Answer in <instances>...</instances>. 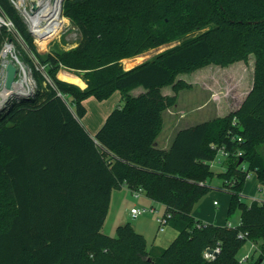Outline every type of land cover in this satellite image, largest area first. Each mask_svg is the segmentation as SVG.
<instances>
[{
  "label": "trees",
  "instance_id": "obj_1",
  "mask_svg": "<svg viewBox=\"0 0 264 264\" xmlns=\"http://www.w3.org/2000/svg\"><path fill=\"white\" fill-rule=\"evenodd\" d=\"M0 14L15 27L1 28L0 53L14 43L36 82L32 93L0 107V264H242L249 241L260 251L247 264L264 262V200H242L250 173L264 186V0H65L80 41L48 53L38 51L10 0H0ZM251 55L253 87L238 110L180 129L168 149L156 147L164 112L187 88L179 74L248 63ZM136 57L126 66L141 64L126 70L122 61ZM61 69L81 73L87 87L60 80ZM116 92L124 105L93 138L81 123L84 101ZM222 149L228 155L216 175L211 166ZM215 176L231 197L228 218L240 212L235 228L193 215ZM123 186L165 207L178 232L167 248H149L130 222L115 237L103 233L113 191Z\"/></svg>",
  "mask_w": 264,
  "mask_h": 264
},
{
  "label": "rangeland",
  "instance_id": "obj_2",
  "mask_svg": "<svg viewBox=\"0 0 264 264\" xmlns=\"http://www.w3.org/2000/svg\"><path fill=\"white\" fill-rule=\"evenodd\" d=\"M62 16L66 20L62 32L59 33V31H56L55 33H53L49 38L51 41H49V39L41 42L35 41V45L39 52L48 53L54 49L70 50L78 45L80 41L79 30L71 23V21L67 17L64 16L63 8ZM176 44L177 43H172L168 46L147 52L143 55L145 56V58L141 63L148 61L153 56L162 53L166 49L171 48ZM14 56L18 58L21 65L20 67H16V80L24 77L27 80V89L30 91V93H32L36 88V82L32 76L31 69L22 61L17 46L14 43H10L9 46L3 48L0 53V97L4 93V87L2 85L4 78V66L7 62L12 61ZM252 58L254 60V56H252ZM122 62L123 65L128 69V67L126 66V61L124 62L123 60ZM211 65L212 64L199 67L193 69L192 71L181 73L178 75V78L185 85H187V88L182 90L183 92L180 94L182 109L186 111L187 115L184 119H182V122L179 123V127L181 128L186 127L187 123L196 125L210 121L212 120V118H214L213 116L215 115V112L213 110V104H210L211 100L209 99H212L215 93L211 88H209L211 86H208V84L206 83L209 81L208 67H210ZM80 74L81 73L79 72L70 71L68 69H61L58 77L60 80H69L71 83L79 86L80 88L82 87L83 89L86 86L85 82L81 79ZM218 76L219 82H215L217 92L215 101H218L220 106L222 104L227 105L230 101H236L238 104L244 99V97L252 87V71L250 68V62L246 64L243 70L235 69L234 71H229L228 74L226 73L225 75L221 74ZM169 89L172 90L171 87ZM141 91L143 90L140 89L138 91H135L134 94L137 95ZM114 95L115 93L109 99L103 101H99L95 97H89L88 99H86L84 102L87 108V113L86 116L82 119L83 124L95 123V121L98 122L103 116H105V114H107V119L111 106H116V100L121 97L119 92L118 94H116L117 96ZM220 101L222 102L220 103ZM1 102L2 101L0 100V107L3 104ZM122 105H124V102H122ZM223 109L224 108L221 109L223 111V113L220 114L221 116H218L216 119L224 118L227 116L228 111H224ZM170 111L172 112V114H169L168 112L166 113L167 124L170 123L171 119L179 118L181 115L178 113L176 114V110L171 109ZM165 132L163 135H165ZM211 148L217 149L216 145H212ZM259 149L261 154L264 156V142L260 144ZM219 158L220 156L216 158L211 166L216 175L223 171V167L218 163ZM222 184L223 180L217 176H215L210 181L212 190L198 202V204L194 208L193 215L196 219L202 221L205 224L224 226L225 224L231 223L234 227H237L241 222L240 212L237 211L232 217L228 218L227 213L231 197L226 190L217 189L218 187L222 186ZM260 188L261 186H259L256 174L250 173L244 185L242 198L243 202L247 205H251L254 201H263L264 186H262V190ZM152 206L157 209V212L155 214L146 213L138 217L137 219H133L130 217V210L132 207L139 209H150ZM164 214L165 207L162 204L149 199L144 193H141L136 198V196L127 191L125 192V194L120 196L118 201L113 204L111 212L110 214H108L109 217L108 219H106L107 222L106 224H104L105 227L103 229V233L108 236L115 237L117 227L130 222L135 230H137L139 226L141 230L146 232L145 238L148 242V247L151 248L152 239L160 233L158 230L159 223L157 222V217H163ZM120 220H124L122 221L124 223L118 225V222H120ZM254 244L258 247L257 253H259V244ZM253 252L254 250H252L251 246L247 244L242 249L240 256Z\"/></svg>",
  "mask_w": 264,
  "mask_h": 264
},
{
  "label": "crops",
  "instance_id": "obj_3",
  "mask_svg": "<svg viewBox=\"0 0 264 264\" xmlns=\"http://www.w3.org/2000/svg\"><path fill=\"white\" fill-rule=\"evenodd\" d=\"M252 56H254V55H251L250 56V60H249V62H250V68H251V71H252V87H253V73H254V63H255V56H254V60H253V58H252ZM137 58H139V57H136V58H133V59H128V60H124V62L125 61H135ZM139 64H141V63H139ZM139 64H135V65H133L132 67H130V68H126L125 66V69L126 70H129V69H131V68H133V67H135V66H137V65H139ZM246 64L247 63H245V62H236V63H234V64H232V65H230V66H228V67H222V66H218V65H214V64H212L210 67H208L209 68V72H208V74H209V81L208 82H206L207 84H208V86H211V87H209V88H211L212 89V91L215 93L214 95H213V97H212V99H209V100H211V102H210V104H213V110H214V112H215V115L213 116L214 118H212V120H214V119H216L218 116H221L220 114L221 113H223V111L221 110L222 108H224L223 110L225 111H228L227 112V115L229 114V113H231V112H233V111H236V110H238L239 108H240V106H241V104L243 103V101L245 100V98L247 97V95L249 94V92L251 91V89H252V87H251V89L248 91V93H247V95L244 97V99L242 100V101H240L238 104H237V102L236 101H230V102H228V104L227 105H225V104H222L221 106L219 105V103H218V101L216 102L215 101V98L217 97V92H216V84H215V82L217 83V82H219L218 81V75H221V74H223V75H225L226 73L228 74V72L229 71H234L235 69H241V70H243V68L246 66ZM221 73V74H220ZM230 74V73H229ZM74 75V74H73ZM82 79V78H81ZM62 81L64 80V79H61ZM83 80V79H82ZM178 80H180L179 78H178ZM65 82L67 81L68 83L70 82L69 80H64ZM84 81V80H83ZM85 82V81H84ZM71 83V82H70ZM85 86H86V82H85ZM82 88V87H81ZM86 88V87H85ZM85 88H83V89H85ZM170 87H166V88H164L163 89V93L165 94V95H172L173 94V90H170L169 89ZM172 88V87H171ZM140 90V89H139ZM166 92H165V91ZM136 91H138V90H136ZM134 92L135 91H133L132 93L134 94ZM183 91H181V92H179V94H178V102H177V104H176V106H174V107H172V108H170V109H168V110H166V112H164V125H163V129H162V132H161V134H160V136L158 137V139H157V141H156V147L157 148H159V149H168L169 148V146L171 145V142H172V140H173V138L175 137V134L180 130V128L181 127H179V123H181L182 122V119H184L187 115H186V111L184 110V109H182V105H181V99H180V94L182 93ZM120 93V92H119ZM172 93V94H171ZM116 94H118V92H116L115 93V95ZM114 95V96H115ZM117 96V95H116ZM120 96H121V94H120ZM209 100H208V102H209ZM122 97H120L118 100H116V102H115V105L116 106H111V108H110V112H109V114L114 110V109H116V108H121V107H123V105H122ZM207 102V103H208ZM214 102H216V103H214ZM222 101H220V103H221ZM85 103V102H84ZM209 104V105H210ZM209 105H207V106H209ZM232 105H233V107H232ZM115 107V108H114ZM221 108V109H220ZM176 110V114L178 113V114H181L180 115V117L179 118H176V119H171L170 120V123H168L167 124V119H166V113L168 112L169 114H172V112L170 111V110ZM108 114V115H109ZM106 116H107V114H105V116H103L98 122L97 121H95V123H89V124H83V122H82V120H81V122H82V125L85 127V129L89 132V134L93 137V138H95V136H96V134H97V132L99 131V129L102 127V125L104 124V122H105V120H106ZM211 121V120H210ZM193 125H195V124H193ZM192 124H189V123H187L186 124V127H190V126H193ZM186 127H184V128H186ZM181 129H183V128H181ZM166 131V132H165ZM164 132H165V135H163L164 134ZM127 191H129L130 193H132L133 194V192L130 190V189H128L127 187H125V186H123L122 188H120V189H117V190H114L113 191V194H112V199H111V206H110V212H111V209H112V206H113V204L116 202V201H118V199L120 198V196L121 195H123V194H125V192H127ZM134 195V194H133ZM135 196V195H134ZM137 198V197H136ZM153 208H155L154 206H152ZM132 208H135V207H132ZM131 208V209H132ZM156 209V208H155ZM157 210V209H156ZM131 211V210H130ZM110 212H109V214H110ZM108 217H109V215L107 216V219H108ZM130 217H131V215H130ZM132 218V217H131ZM118 220V219H117ZM122 221H124V220H120V222H118V225L119 224H122V223H124V222H122ZM106 222H107V220H106ZM106 222H105V224H106ZM117 225V224H116ZM104 227H105V225H104ZM104 227H103V229H104ZM159 230V229H158ZM103 231V230H102ZM137 232H141V231H143V230H141V228H139V226H138V229L136 230ZM139 232V233H140ZM160 232V231H159ZM158 232V233H159ZM143 233V234H142ZM146 232L145 231H143V232H141L140 234H142V235H146L145 234ZM161 233V234H160ZM159 234H157L153 239H152V244H151V247H158V248H167L172 242H173V240L177 237V235H178V232L175 230V229H173L172 227H170V226H166V228L164 229V231H162V232H160ZM111 235V234H110Z\"/></svg>",
  "mask_w": 264,
  "mask_h": 264
},
{
  "label": "built area",
  "instance_id": "obj_4",
  "mask_svg": "<svg viewBox=\"0 0 264 264\" xmlns=\"http://www.w3.org/2000/svg\"><path fill=\"white\" fill-rule=\"evenodd\" d=\"M10 1L12 2L14 7L17 9L19 14L21 15V17L25 21V23L28 27V31L33 36L34 41H38V39L48 40L52 36L53 31L45 30L43 28H45L52 21H57V19H58V21H60V18L63 17L62 16V8H63V3L65 0H46L44 5L41 4V3H44V2H42L43 0H36L37 9L35 11L32 10V5L30 2L31 0H23V1H21V0H10ZM35 18H39L41 21L36 23ZM3 26L7 27L9 30L15 29L12 21L3 17L0 14V30ZM64 26H65V23H62L61 27H58L57 29H55V31L58 30L59 33L62 32L64 29ZM49 41H51V40L49 39ZM10 43L11 42L6 43L4 45V48L8 47ZM5 53H6V51H5ZM11 62L14 63L15 67L21 66L19 63V60L16 56L13 57V60ZM240 140L241 139H239V141ZM219 155H220V157H227L228 154L224 149H222V150H220ZM237 155L242 156V152H239ZM141 193H142L141 190L133 192V194L136 197H138ZM156 212H157V210L153 207H151L150 209L132 208L130 211V215L133 219H137L138 217H140L146 213L155 214ZM157 222L159 223V231L160 232L164 231L166 226H168V218L165 215L163 217H157ZM228 225L231 228H235L231 223H229ZM246 236H247L246 234L241 233L239 235V238L245 239ZM248 244L251 246V249L254 250V252H256V253L258 252V247L254 244V242L249 241ZM212 250L217 255L220 252L219 247L212 249ZM217 255H214L212 253H208V250L204 252V258L206 260H214ZM252 258H253V253H248L246 255L240 256L239 260H240V263L247 264L249 261L252 260ZM261 264H264V262H261Z\"/></svg>",
  "mask_w": 264,
  "mask_h": 264
},
{
  "label": "bare ground",
  "instance_id": "obj_5",
  "mask_svg": "<svg viewBox=\"0 0 264 264\" xmlns=\"http://www.w3.org/2000/svg\"><path fill=\"white\" fill-rule=\"evenodd\" d=\"M21 1H23V0H21ZM45 1L46 0H43L42 2H44V3H41V4L44 5ZM35 19H36L35 20L36 23L41 21L39 18H35ZM65 22H66V20L62 17V18H60V21H58V19H57V21H52L43 29L51 30V31H53V33H55L56 31H58V30L55 31V29H57L58 27H61L62 23H65ZM38 41L41 42V41H45V40L38 39ZM26 88H27V80L24 77L21 79H17V80L15 79V81L12 83V88L10 90L5 89V87H4V93L0 97V100L2 101L1 103H4L13 94L23 95Z\"/></svg>",
  "mask_w": 264,
  "mask_h": 264
},
{
  "label": "water",
  "instance_id": "obj_6",
  "mask_svg": "<svg viewBox=\"0 0 264 264\" xmlns=\"http://www.w3.org/2000/svg\"><path fill=\"white\" fill-rule=\"evenodd\" d=\"M31 5H32V10H36L37 9V2L36 0H31ZM16 73H17V69L14 65L13 62L9 61L5 64L4 66V78H3V87H5V89L10 90L12 88V83L15 81V77H16ZM87 87V84H86ZM30 91L26 88L25 92L23 93V95H27L29 94ZM208 253H212L214 255H217L212 249L208 250Z\"/></svg>",
  "mask_w": 264,
  "mask_h": 264
}]
</instances>
